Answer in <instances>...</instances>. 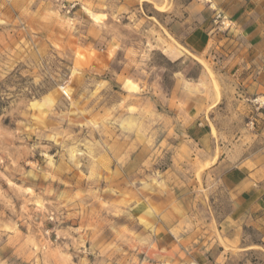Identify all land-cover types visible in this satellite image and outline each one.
Returning a JSON list of instances; mask_svg holds the SVG:
<instances>
[{
	"label": "rangeland",
	"instance_id": "1",
	"mask_svg": "<svg viewBox=\"0 0 264 264\" xmlns=\"http://www.w3.org/2000/svg\"><path fill=\"white\" fill-rule=\"evenodd\" d=\"M190 1L0 0V264H264L207 172L264 155V94Z\"/></svg>",
	"mask_w": 264,
	"mask_h": 264
},
{
	"label": "crops",
	"instance_id": "2",
	"mask_svg": "<svg viewBox=\"0 0 264 264\" xmlns=\"http://www.w3.org/2000/svg\"><path fill=\"white\" fill-rule=\"evenodd\" d=\"M188 5L199 9L198 23L190 35L189 45L201 50L210 33L217 29L215 37H220L218 42L230 45L231 58L241 65L238 74L242 73L245 77L247 92L264 94V0H191ZM188 15L191 16V13ZM213 24L216 26L212 27ZM194 38L198 44L192 42ZM261 136L264 137V131ZM206 137L207 133L203 131L194 139L201 143V140L207 141ZM206 156L207 151L203 158ZM259 157L258 154L240 155L241 161L234 163L227 161V156H219L207 171L214 175L216 185L224 187L230 199L229 211L224 216L217 211L220 202L214 200L211 205L217 228L232 244L242 246V249L254 246L250 233H255L261 242L264 241V155ZM212 158L214 161L216 155ZM206 207V202L200 201L196 212L204 225L207 224ZM182 213L190 215L194 212L183 210ZM160 223L163 222L160 220ZM199 231L193 236V230L189 236L198 237L201 241ZM223 252L220 247L210 249L209 254H213L215 259L222 255L221 263L211 264H228L232 260V252Z\"/></svg>",
	"mask_w": 264,
	"mask_h": 264
},
{
	"label": "bare ground",
	"instance_id": "3",
	"mask_svg": "<svg viewBox=\"0 0 264 264\" xmlns=\"http://www.w3.org/2000/svg\"><path fill=\"white\" fill-rule=\"evenodd\" d=\"M91 15H93V14L91 13ZM93 16L95 17V14Z\"/></svg>",
	"mask_w": 264,
	"mask_h": 264
},
{
	"label": "built area",
	"instance_id": "4",
	"mask_svg": "<svg viewBox=\"0 0 264 264\" xmlns=\"http://www.w3.org/2000/svg\"><path fill=\"white\" fill-rule=\"evenodd\" d=\"M264 103V102H263Z\"/></svg>",
	"mask_w": 264,
	"mask_h": 264
}]
</instances>
